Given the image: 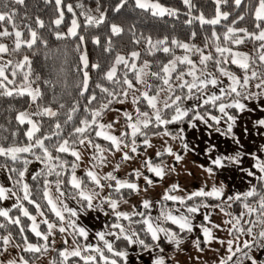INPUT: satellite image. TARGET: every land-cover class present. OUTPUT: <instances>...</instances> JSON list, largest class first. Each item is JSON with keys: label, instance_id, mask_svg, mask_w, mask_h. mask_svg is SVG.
I'll return each mask as SVG.
<instances>
[{"label": "snow or ice", "instance_id": "1", "mask_svg": "<svg viewBox=\"0 0 264 264\" xmlns=\"http://www.w3.org/2000/svg\"><path fill=\"white\" fill-rule=\"evenodd\" d=\"M0 3V98L26 105H9L14 115L0 123V173L7 182L0 184V264H144L145 255L147 264H180L188 243L194 264L206 252L217 253L215 264H264V143L254 139L255 150H246L235 131L264 138V0H211V17L194 0H181L183 23L199 25L202 45L195 29L187 40L154 39L136 23L127 29L111 23L103 40L89 37L85 30L107 20L100 0L94 9L43 0L54 13L47 24L20 12L26 0ZM125 6L159 19L180 16L161 0H119L112 11ZM234 10L241 12L230 20ZM246 19L250 27L236 26ZM42 29L55 42L74 43L50 46ZM125 35L131 47L121 51L114 38ZM89 39L98 49L95 62ZM40 55L43 78L33 68L32 57ZM92 72L97 81L90 89ZM190 132L218 135L236 149L214 155L215 143H192ZM190 154L206 158L197 166L213 183L188 191L173 182L159 199L148 198L180 174ZM134 161L139 167H130ZM33 164L38 170L30 174ZM225 168L246 181L243 191L215 180ZM88 213L111 221L92 239L81 222Z\"/></svg>", "mask_w": 264, "mask_h": 264}, {"label": "trees", "instance_id": "2", "mask_svg": "<svg viewBox=\"0 0 264 264\" xmlns=\"http://www.w3.org/2000/svg\"><path fill=\"white\" fill-rule=\"evenodd\" d=\"M28 4V8L25 10L23 8L20 9V12L23 13L27 11L30 16L39 15L42 19L45 20L46 24L54 18V13L51 11V6H45L43 4V0H26ZM66 3L75 4L77 2H83L87 5L96 7V0H65ZM119 0H100L102 5V10H107V20L105 25H102L99 29H89L85 30L83 34L88 35L89 37L92 34H99L101 39L103 40L106 35L108 34V26L111 23H116L125 29H127L131 24L136 23L139 30L143 31L146 35H151L154 39L156 38H163L164 36H168L169 39L175 37L180 40H187L189 37L190 32L195 29L198 33V37L196 40L197 44L202 45L203 39V30L199 28V25H194L192 28L187 27L183 22L187 18L184 13L186 9L181 3V0H161V3L171 6L174 8L180 9V16L179 19L164 17L163 19L152 17L149 13H144L139 10L132 11L131 8L125 6L124 9L121 10L120 13H114L112 11L113 6L117 4ZM131 3V0H130ZM194 3L197 5L199 11H203L206 16L211 17L213 15L214 5H212L211 0H194ZM19 8V6H13ZM0 10H5L2 7V3H0ZM225 11L231 10L229 7L224 8ZM241 10H234L232 11V15L230 16V20L240 14ZM67 17H70V14H67ZM82 19V18H81ZM223 24H227L228 22H222ZM237 27H250V21L247 19L245 21H240ZM207 28V26H205ZM218 31L223 32L224 28L221 26H217ZM47 39H49L50 46H55L56 44H73L74 41H66V42H55L51 34L48 33L46 30H40ZM118 41V47L121 51H127L130 44H128V36L125 35L122 39L121 38H114ZM87 49L89 52L90 61L95 62L98 59V49L95 48L90 43L87 44ZM243 51H248V48H243ZM33 59V68L36 73L42 74L43 77H47V68L45 67V62L43 61L42 55L32 57ZM92 81L90 83V89L94 88V84L97 81V74L95 72L91 73ZM57 92H60V87H57ZM47 102V101H46ZM9 105H13L18 110H23L26 106L24 100H10L7 98H0V123H6L5 118L14 115L12 113H8L6 109ZM107 222H111L110 218L108 217ZM30 235V234H29ZM35 239L34 237L32 238ZM60 247V244L57 246Z\"/></svg>", "mask_w": 264, "mask_h": 264}, {"label": "crops", "instance_id": "3", "mask_svg": "<svg viewBox=\"0 0 264 264\" xmlns=\"http://www.w3.org/2000/svg\"><path fill=\"white\" fill-rule=\"evenodd\" d=\"M240 123H241V125H245V126L251 128V124L248 123L247 120H242ZM202 127L203 126H201V128ZM235 131L240 136L241 141L245 145L246 150H253L256 147V145L252 143V141L254 139L256 140L257 143H264V138L255 137L254 135L244 136L242 134L241 127H237L235 129ZM191 134L192 133L190 132L189 133L190 140L192 141V143H196L198 139L192 138ZM195 135H196V133H195ZM199 139L200 140H208L209 143H215L217 145V153H214V155L219 154V153L228 154V153H230L236 149V145H234L230 140H227V139L220 137L218 135H215V134L211 138L206 136V137H201ZM156 143H158V141H156ZM201 147H204V144H201ZM193 159H195L197 161L196 164L192 163ZM205 162H206V158L203 159L202 155L193 156L190 154L188 157H186L185 161L181 164V166L184 167V170H185V166H186L187 171H191L193 173V175H187L186 171L180 170V174L173 175L170 178L172 179L173 182H178L179 184H181L188 191L198 189L199 187H201L205 183V181H207V183L209 185H211L213 183V181L208 180L206 177V174H204L201 171V169L197 166V164L205 163ZM250 164H251V161H246L244 164V167H249ZM215 180L217 182H223L225 185L229 186L231 191H238V190L243 191L247 186L246 181H242L240 174L237 173L234 168H225V169L217 170ZM173 182H171V183H173ZM161 184L158 185L157 188L150 190L149 194L156 193L158 191V189L162 187ZM158 196H160V194H158ZM133 199L135 202L139 203L138 198H133ZM72 206H75V205L72 204ZM125 210H127V208H125ZM213 219L216 220V222L220 221V217H218V216H214ZM107 220H108V217H104L102 215L98 216L97 213H88L86 215L81 216L82 224L84 226L88 225V227L87 226L86 227L90 230V233H91L90 239H92V236L94 235V233L96 231H99L102 229L103 225L105 224V222H107ZM219 235L224 236L225 234L220 233ZM92 242L95 243L94 240ZM213 247L216 248L219 246L213 245ZM185 248H186V251L183 252L182 254H180V256L178 257L180 260V264H194V262L188 261V257L190 255L191 256L197 255L195 252V249L191 247L190 243L186 244ZM221 254H222V250H221ZM134 255H135V253L132 254V257ZM208 259H210L209 262L217 259V253L206 252L203 256L202 264H203V261H208ZM133 260L136 261V257H134ZM148 260H149V257L147 255H145L144 264H147ZM136 264H139V261H136Z\"/></svg>", "mask_w": 264, "mask_h": 264}, {"label": "rangeland", "instance_id": "4", "mask_svg": "<svg viewBox=\"0 0 264 264\" xmlns=\"http://www.w3.org/2000/svg\"><path fill=\"white\" fill-rule=\"evenodd\" d=\"M86 5H87V4H86ZM87 6H90V5H87ZM90 7L93 8V9L95 8L94 6H90ZM113 115H114V113H109V114L106 116V119H107V120H111V118H112ZM191 137H192V138H196V139H198V138L206 137V136L202 135L201 132H196V135L193 136V134H191ZM253 150H255V148H254ZM201 155H202V154H201ZM202 158L204 159L205 157L202 155ZM130 167H139V164H138L137 162L134 161V162H132V164L130 165ZM34 170H38V165L33 164V165H30V166H29V173H30V174H31V172L34 171ZM107 170H108V169H105V171H107ZM128 170H129L128 167L122 169L120 175H121V176L125 175V173H126ZM180 170H181V171H185V170H184V167L181 166V165H180ZM184 180H185V179H184ZM186 180H187V179H186ZM171 182H173L171 178H166V180L161 184L162 187L159 188L158 191H157L156 193L148 194V198L153 199V200L159 199L158 194H162V192H163V190H164V185H166V184H171ZM6 183H7V182H6L5 178H4V174H3V173H0V184H6ZM136 200H137V199H136ZM138 200H139V199H138ZM11 203H12V201H7V202H5V205H6V206H10ZM73 204H74V203H73ZM86 226L88 227V225H86ZM58 245H59V243H58L56 246H58ZM134 257H136V256L134 255L133 258H134ZM209 260H210V259H208V261H206L207 264H215L216 259H215V260H212L211 262H209ZM208 262H209V263H208ZM43 264H47V261H44Z\"/></svg>", "mask_w": 264, "mask_h": 264}]
</instances>
